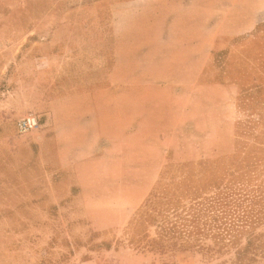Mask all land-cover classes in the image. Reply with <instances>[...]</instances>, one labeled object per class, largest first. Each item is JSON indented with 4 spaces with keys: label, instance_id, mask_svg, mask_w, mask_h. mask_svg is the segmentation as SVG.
Listing matches in <instances>:
<instances>
[{
    "label": "rangeland",
    "instance_id": "obj_1",
    "mask_svg": "<svg viewBox=\"0 0 264 264\" xmlns=\"http://www.w3.org/2000/svg\"><path fill=\"white\" fill-rule=\"evenodd\" d=\"M114 1L0 0V264H83L109 249L156 264H264V21L225 39L214 67L212 80L239 86L234 130L210 135L228 149L195 150L181 133L167 153L116 141L83 170L56 161L52 99L97 89V110L117 107L113 88L89 82L105 42L97 17ZM30 113L41 127L21 133ZM145 192L121 226H93L90 203L116 219L119 200Z\"/></svg>",
    "mask_w": 264,
    "mask_h": 264
},
{
    "label": "crops",
    "instance_id": "obj_2",
    "mask_svg": "<svg viewBox=\"0 0 264 264\" xmlns=\"http://www.w3.org/2000/svg\"><path fill=\"white\" fill-rule=\"evenodd\" d=\"M97 18L105 42L89 82L113 88L106 96L118 104L97 110L95 101L103 98L97 89L50 101L51 135L46 138L62 167L83 170L97 163L101 144L107 157L116 141L153 143L167 153L180 147L181 133L195 150L230 147L212 143L210 135L234 130L239 86L231 76L212 80L213 71L222 62L217 59L225 39L248 35L264 21V0H115ZM154 157L153 163L164 162ZM146 194L119 200L116 219L96 217L90 203L93 226H121ZM152 259L149 253L109 249L83 264H156Z\"/></svg>",
    "mask_w": 264,
    "mask_h": 264
},
{
    "label": "built area",
    "instance_id": "obj_3",
    "mask_svg": "<svg viewBox=\"0 0 264 264\" xmlns=\"http://www.w3.org/2000/svg\"><path fill=\"white\" fill-rule=\"evenodd\" d=\"M17 126L21 133H26L29 131H38L41 127V123L37 115L30 113L20 118Z\"/></svg>",
    "mask_w": 264,
    "mask_h": 264
}]
</instances>
